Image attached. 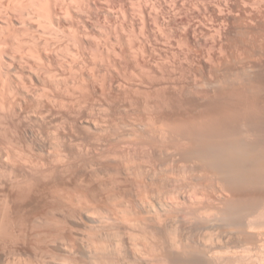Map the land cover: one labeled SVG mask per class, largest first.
<instances>
[{
    "label": "rangeland",
    "instance_id": "rangeland-1",
    "mask_svg": "<svg viewBox=\"0 0 264 264\" xmlns=\"http://www.w3.org/2000/svg\"><path fill=\"white\" fill-rule=\"evenodd\" d=\"M0 3L6 36L40 52L6 69L26 85L0 97V264H173L189 251L264 264V187L227 186L170 130L230 104L232 138L259 154L245 168L263 166L264 0H58L50 21L43 0ZM234 195L253 199L254 228L223 220Z\"/></svg>",
    "mask_w": 264,
    "mask_h": 264
},
{
    "label": "bare ground",
    "instance_id": "bare-ground-1",
    "mask_svg": "<svg viewBox=\"0 0 264 264\" xmlns=\"http://www.w3.org/2000/svg\"><path fill=\"white\" fill-rule=\"evenodd\" d=\"M43 1H44V5L41 3L42 4L41 6L44 8H43V10H39V11H43V12L40 13L38 11L39 13H37V14L38 15L40 14L39 16L46 17L50 21L52 19L51 16L54 12V10H52V9L54 7H55L54 9H56V6H58V4H57L58 0H52L53 4H51L49 0L48 1L43 0ZM42 7H41V9H42ZM55 15H56L55 17L57 18L55 20L59 21L60 18H62V16L59 15L58 13H56ZM5 16H7V14ZM8 16H9V14H8ZM53 16H54V14H53ZM18 18H19V19H17L18 23L20 25H24V23H25L24 19L25 18L21 14L18 16ZM14 19H16V18H14ZM5 22H7V21L5 20ZM3 25L4 24L0 25V55H1V53H3L4 49L6 47H8V45H10L11 41L7 42V41H9V39L12 38L11 39V40H13L12 42H14V40L16 38L17 39L15 40L14 46L12 45L13 46L12 47L13 48L12 53H10V54L8 53L9 54V61L6 63V65H3L5 67H2L1 66L2 63H0V97L1 98L3 97L2 99L6 98L5 93L10 96V94H9L10 89L12 90L14 87H16V88L22 87L23 88V86L26 85V83L24 84L25 80L23 81V78H22L23 77L22 72H19L17 70V71H15V73H13L14 71L13 72L11 71L12 77H13V79H12L9 76L8 70H6V69L8 67L12 68L11 64L13 62L19 61V60L23 61V63H25V64H23L21 62L23 65L29 64L28 60L22 59L23 57H25L26 54L28 56H30L31 58L35 55L37 57H40L39 56L40 52H38V50L32 46L33 48H35V51H36V52L34 51L35 52V55H34L33 48L32 47L30 48L32 43L30 45L25 44V45H28L27 47L24 45L26 47V49H25V47H23V44L26 41L24 42L23 39H20L21 41H23L22 42L23 44H22L20 41H18V37L14 38L15 35H14V37H12L13 35L11 34V38L9 37L8 34L6 36V34L3 31V27H4ZM11 27H12V25H11ZM8 29L10 30V28H8ZM8 29H7V31H8ZM12 30H13V28H12ZM8 37H9V39H8ZM6 39H8V40L6 41ZM28 43H30V42H28ZM49 57H51V56H49ZM49 59H51V58L47 57V60H49ZM51 60H53V59H51ZM51 60H49L50 63L52 62ZM20 61L18 63H20ZM42 63H40V64H42ZM40 66L41 65H39V67ZM42 67H44V64H42ZM28 68H32V66L29 65ZM32 69H34V68H32ZM29 71H33V70H29ZM48 72H51V71H48ZM50 80L52 81V79H50ZM52 82L54 83L55 81H52ZM22 88H20V89H22ZM12 92L13 91H11V93ZM233 120H234V112H233V108L230 106V104H228L227 106H225V105H213L212 104V105L208 106V109H206L205 112L202 111L200 114H197L194 116L190 115V116L186 117L185 119H182V121L180 123L175 124L177 122L176 121L175 123L172 124L170 130L172 129V132H174L173 134H176V137H177V135H180V136H185V137H187V139H189L188 145L182 146V148H181L180 153H181L183 158L193 157L196 160L202 161V163H204L206 167L208 166L210 169H212V170H210L207 167V169H209V171H214V172L220 173L223 176L224 180L226 181V184H228L227 186H230L231 188H233L237 191L240 187H246V185L248 187L249 185H251V184L253 185L255 183L257 185H259V187H256V188L260 189V188L264 187V164L262 167H260V165L262 163L261 159H260V160H258L260 162V165L258 164L260 168L257 169L256 166L254 167L256 169H253L250 167L245 168L251 162V160H249L247 158L250 155L249 150H247V147L249 144L245 143V145H247V147L246 146H245L246 148L242 147V146H244L243 142H241V145H242L241 146V145H239L240 144L239 140L237 141V142H239V144H238L232 138V136L234 135L233 133L237 131V130L236 131L234 130L235 126L233 125V122H232ZM172 132H170V133H172ZM180 136H178V137L180 138ZM217 137L221 138L222 140L215 139ZM252 146H249V147L251 148ZM254 151H255V149H254ZM252 153H253V151L251 152V154ZM254 154H256V155H254V157L256 159V156H258L259 154L257 155L256 152H254ZM251 157L252 156H249L250 159L254 158V157H252V158ZM247 159L249 160V162L247 165H245L246 162L244 163V161H246ZM252 163L257 165L254 161H252ZM243 164H244V167H242ZM254 172L256 173L255 175L253 174ZM222 176L220 178H222ZM218 177H219V175H218ZM256 184L254 186H256ZM241 190H242V188H241ZM245 190L248 191V189H245ZM229 191H230V189H229ZM237 191H235V192H237ZM235 192L233 191V193H235ZM241 192L243 193V190ZM244 194L246 196L245 192H244ZM235 196L236 195H234L233 198L230 197L231 199L229 201H226L227 202V203H225L226 205L223 206L225 208L222 211L220 210L222 212L221 216L223 215V220H225V218L226 219L228 218L231 221L232 226L239 228V229L240 228H246V229L254 228V223L256 221L253 220L249 215H247L248 213H246V212H249L248 209L252 208V205L255 204L253 199L252 198L249 199L250 198L249 196H247V197H249L248 199H246L247 197L246 198L244 197V199H243V198H236L238 195L236 197ZM253 206H255V205H253ZM245 214L248 217L247 216L245 217L244 216ZM228 219H227V221H228ZM228 224H229V222H228ZM172 257H173V259H172L173 264H203L202 257H200V254H198V252H196V251L181 252L179 254L177 253V254L172 255Z\"/></svg>",
    "mask_w": 264,
    "mask_h": 264
}]
</instances>
